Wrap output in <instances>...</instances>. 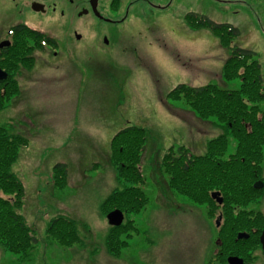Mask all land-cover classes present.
<instances>
[{
	"label": "rangeland",
	"instance_id": "374dc122",
	"mask_svg": "<svg viewBox=\"0 0 264 264\" xmlns=\"http://www.w3.org/2000/svg\"><path fill=\"white\" fill-rule=\"evenodd\" d=\"M120 10L126 17L110 31L112 42L97 52V59L89 58V52L82 56L67 50L62 67L44 68L36 58L31 67L23 66L18 92L0 109V125L28 137L11 168L24 188L17 209L37 237L21 259L0 245V264H228L217 255L223 240L229 241L223 253L233 250L232 230L227 225L222 232L218 229L225 221L222 214L216 225L222 208L214 211L210 202L193 201L171 188L161 165L171 146L204 153L208 139L222 133L224 126L215 116L202 119L192 105L172 98L169 91L180 82L240 84L238 77L220 78L226 38L217 35L219 44L201 53V45L188 37V29H195L186 22L187 11L232 23L239 34L254 21L264 44V0H122ZM16 23L53 36L61 50L73 39L66 22L32 23L0 8V35ZM94 25L95 31L85 30L93 37L99 26ZM260 71L264 84V69ZM129 126L144 132L139 161L144 181L138 184L144 185L148 201L123 217L122 222L131 219L132 225L120 233L126 244L117 254L106 244L111 225L107 213L113 209L106 212L101 205L120 186L111 138ZM228 137L231 152L236 138ZM260 193L246 207L264 213V186ZM59 214L75 220L77 240L63 244L48 234V225ZM262 250L253 248L248 264H264Z\"/></svg>",
	"mask_w": 264,
	"mask_h": 264
},
{
	"label": "trees",
	"instance_id": "16d2710c",
	"mask_svg": "<svg viewBox=\"0 0 264 264\" xmlns=\"http://www.w3.org/2000/svg\"><path fill=\"white\" fill-rule=\"evenodd\" d=\"M185 19L191 27L206 28L219 38H226L228 54L220 78L238 77L240 84L229 87L223 80L202 84L180 82L169 91L172 98H183L192 105L202 119L215 116L224 126V131L208 139L204 153H193L184 145L171 146L165 151L161 165L171 188L193 201L210 202L214 211L222 208L225 221L218 229L222 232L227 225V229L233 232V250L227 255L243 257L248 264L253 259V248L261 246L258 235L264 227L262 210L246 207L247 203L257 201L262 191V188L253 186L254 181L264 178V84L261 65L255 50L233 42L239 34V28L234 24L212 20L196 11H187ZM54 40L53 36L26 25L17 27L5 63L8 74L5 79H0V109L19 90L16 69L20 65L32 66L33 57L28 53L34 47ZM229 134L236 138L235 149L231 152H228ZM144 137L143 129L137 126L122 128L112 136L111 157L114 158L120 186L102 201L101 206L106 212L119 208L125 216L139 211L148 201L144 185L138 184L144 181L139 165ZM27 142V136L20 131L12 132L7 126L0 125V245L4 250L18 254L19 259L28 255L37 242V237L17 209L23 203L24 188L11 168L19 148ZM213 190L220 191L221 203L211 197ZM130 225L131 219L119 225H110L106 235L109 251L117 254L121 251L126 240L119 235ZM249 226L255 231H250ZM75 228L76 222L72 217L59 214L52 218L47 232L65 244L78 239ZM238 230H247L248 237L238 238ZM217 245L219 261L226 263L227 255L223 252L229 241L223 240ZM250 245L256 246L248 249Z\"/></svg>",
	"mask_w": 264,
	"mask_h": 264
},
{
	"label": "flooded vegetation",
	"instance_id": "af4514ba",
	"mask_svg": "<svg viewBox=\"0 0 264 264\" xmlns=\"http://www.w3.org/2000/svg\"><path fill=\"white\" fill-rule=\"evenodd\" d=\"M122 0H0V8L12 14L20 15L29 22L38 23L45 20H55L66 22L68 32L73 38L70 41L68 49L59 48L61 46L55 39L52 43L42 44L37 48H33L28 55L32 56V65L35 59L39 61V65L44 68H60L61 62L68 58L66 51H79L84 56L85 52H89L91 59H97V52L105 51L106 45L112 42L110 31L123 23L126 17L125 13H121L120 5ZM131 1H129V4ZM94 37L90 36L87 31H95ZM29 25L25 23L9 24L0 35V67L6 69V61L8 60V48L12 45L14 35L18 26ZM32 28V27H30ZM36 29V28H32ZM39 30V29H37ZM42 31V30H40ZM75 46H78L77 49ZM57 47V48H53ZM34 52V53H33ZM36 52V53H35ZM87 54V55H88ZM104 56V54H103ZM25 65H20L15 76L25 73ZM21 69V70H20Z\"/></svg>",
	"mask_w": 264,
	"mask_h": 264
},
{
	"label": "crops",
	"instance_id": "0c3cea01",
	"mask_svg": "<svg viewBox=\"0 0 264 264\" xmlns=\"http://www.w3.org/2000/svg\"><path fill=\"white\" fill-rule=\"evenodd\" d=\"M190 39L193 40V43L199 47L201 45L202 51L204 53L208 49L212 51L213 46H217L219 44V38L216 34L211 32L209 29L206 28H193L195 30H190ZM262 37L259 35L258 29L255 28L254 21L249 23L244 31L241 29L240 34L236 37L235 42L238 45L247 47V48H254L253 50H257V58L261 65V69H264V44L260 41ZM208 48V49H207ZM228 51L226 53V56Z\"/></svg>",
	"mask_w": 264,
	"mask_h": 264
},
{
	"label": "water",
	"instance_id": "95a60500",
	"mask_svg": "<svg viewBox=\"0 0 264 264\" xmlns=\"http://www.w3.org/2000/svg\"><path fill=\"white\" fill-rule=\"evenodd\" d=\"M6 77H7V72L0 67V79H5ZM263 185H264V183L260 179L256 180L253 183V186L255 188H258V189L261 188ZM211 197L213 199H215L218 203H221L223 200V198L220 194V191H218V190L211 191ZM123 217H124V214H123L122 210L119 208H115V209H113L107 213V220H108V223H110L111 225H119L122 222ZM220 217H221V214H219L217 219H216L217 225L219 224V218ZM237 237L238 238L248 237V233L245 231H239L237 233ZM259 241H260L261 247L264 249V229H262V231L259 235ZM227 261L229 264H244L243 258L239 257L237 255H229L227 257Z\"/></svg>",
	"mask_w": 264,
	"mask_h": 264
}]
</instances>
